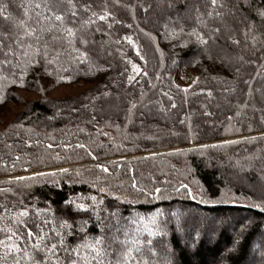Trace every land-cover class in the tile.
<instances>
[{"label":"trees","instance_id":"16d2710c","mask_svg":"<svg viewBox=\"0 0 264 264\" xmlns=\"http://www.w3.org/2000/svg\"><path fill=\"white\" fill-rule=\"evenodd\" d=\"M169 2L175 7L169 8ZM20 3L0 0L14 19L23 18ZM81 3L99 10L98 0ZM121 3L129 7L112 6L109 0L121 23L108 28L97 21L82 33L90 43L76 47L89 53L85 62L62 55L45 64L37 57L39 64L25 68L21 63L15 74L11 68L0 70V190H11L0 194V204L7 200L11 208L23 199L49 208L58 219L75 221V227L87 221L84 230L90 237L99 234L97 216L104 222L112 212L129 221L143 217L132 228L147 223L156 233H137L142 249L152 241L148 247L156 255L144 252L149 264H264V239L259 240L264 236V138L249 142L264 137V49L253 55L251 43L248 50L232 45L223 29L208 39L219 24L207 17H202L207 27L197 24L195 6L203 13L205 0ZM226 3L233 8L237 0ZM257 9L264 10V0H248L247 5L240 0L236 17L243 23L225 17L237 38L242 39L239 29L248 20L264 37ZM87 15L81 12L70 26L78 27ZM181 26L183 33L171 35ZM193 28L208 39L207 45L187 35ZM132 64L141 69L139 74ZM184 68L197 75L187 91L174 78ZM129 76L134 77L131 84ZM244 81H251L250 97ZM130 102L137 104L131 113ZM68 200L89 210L76 211L66 205ZM206 215L221 223L218 229L206 222ZM234 215L239 218L231 228L227 219ZM210 234L214 243L208 241Z\"/></svg>","mask_w":264,"mask_h":264},{"label":"snow or ice","instance_id":"6c2138e0","mask_svg":"<svg viewBox=\"0 0 264 264\" xmlns=\"http://www.w3.org/2000/svg\"><path fill=\"white\" fill-rule=\"evenodd\" d=\"M160 2L163 3L164 0H160ZM239 2L240 0H237L236 5L229 8L226 0H205L206 10L203 13L199 6H195L196 22L207 27L206 20L202 17L215 20L219 26L211 29L208 39L218 36L223 29L228 33L227 40L229 43L235 46L243 45L245 50L249 49L251 43L252 54L255 55L256 51L264 49V37L259 33L256 23L245 17L244 19L248 20V23L239 29L242 37L240 39L236 36L237 30L225 20L226 16H230L235 18L238 24L243 23L236 17ZM244 2L247 5L248 0H244ZM175 3L184 4L185 0H175ZM111 5L129 7L122 4L121 0H111ZM18 7L23 9V18L14 19L7 11L8 5L0 4V20L3 21L0 24V70L11 68L13 74L21 63H24L25 68L39 64L37 57L43 59L45 64L54 63L62 55H67L71 61L83 63L88 59L89 53L81 50L80 47H76V44L87 48L90 41L82 33L95 25L97 21L105 22L108 28H111L113 23H121L115 19L114 14L110 11L109 0H98V11L94 10L92 3H81V0H27L26 3L21 0ZM168 7L173 8L175 4L169 2ZM144 11H147V8ZM81 12L88 14L87 18L82 19L78 27L70 26V23L71 25L76 24ZM256 13L261 20H264V10L257 9ZM109 18H111V23L108 22ZM176 23H180L179 16L176 17ZM261 26L264 27V25ZM96 31H100V28L97 27ZM140 31L144 35L150 36V33L144 32L143 29ZM179 33H183V26L178 30L174 28L171 35H178ZM187 35H194L201 45L208 43V39L199 34L195 28ZM258 37L261 38L258 40ZM125 39L135 47L131 37H125ZM152 39L155 38L152 37ZM257 43L260 44V48L256 47ZM55 45H66V47L59 48ZM50 53L54 54L51 59H48ZM137 55L140 56L141 60L144 59L139 51H137ZM21 57L24 58L23 61H21ZM238 59L243 60V57H238ZM260 59L264 60V55ZM129 63L131 62L129 61ZM246 63H255V61H246ZM132 70L137 74L141 72L136 64H132ZM255 78L252 77L253 80ZM60 79H65V77H60ZM133 80L134 77H128L129 84ZM12 82L15 83V81ZM244 83L248 85L247 95L250 97L252 94L251 81H244ZM224 91L228 92L229 90L225 89ZM104 95L107 96L108 93H104ZM164 95L168 96L167 93ZM207 95L212 98L211 91H208ZM168 99L171 100V97L168 96ZM227 102L225 100V103ZM246 106V103L243 106L238 105V107ZM136 107L137 104L130 102L129 113ZM172 107L174 108L175 104H172ZM163 110V108L160 109V111ZM253 110L260 111L255 108ZM205 115H211V113L205 112ZM236 115L239 116L241 113L238 111ZM227 118L232 119L231 116ZM260 119L264 123V115ZM259 138L264 137H251L249 142ZM239 142L225 141L229 144ZM76 147L84 148L85 146L78 144ZM97 167L104 172L108 171L103 165L98 164ZM61 171L67 172L68 170L61 169ZM39 175H44V173ZM18 179L23 180L25 178L20 177ZM10 191V189H2L0 194ZM155 191L159 192L160 189H155ZM91 199L95 200L96 198L92 197ZM65 203L74 206L76 211L89 210L86 205L73 200L65 201ZM109 216L108 222L101 221L100 217L97 216L99 234L90 237L84 230L87 221H82L78 227H75V221L69 222L67 219H58L50 214L49 208L41 209L31 204H25L23 199H18L10 208L7 200H5V203L0 204V224L3 225L0 226V236H2L0 238V264H131L132 261H136V264H149V261L144 259V252L147 251L152 256L156 255L152 248L148 247L152 241L147 240L145 248L142 249L137 233L144 231L149 236H154L156 233L148 227L147 223L142 229L137 227L133 230L132 228V225L138 224L144 218L140 217L139 221H129L127 217H122L116 212L110 213ZM134 252L138 255L134 256Z\"/></svg>","mask_w":264,"mask_h":264},{"label":"rangeland","instance_id":"374dc122","mask_svg":"<svg viewBox=\"0 0 264 264\" xmlns=\"http://www.w3.org/2000/svg\"><path fill=\"white\" fill-rule=\"evenodd\" d=\"M174 78H175V82L180 86V87H182V88H184V89H187V88H189V87H191L195 82H196V80H197V75H196V72L195 71H193V70H191V69H189V68H184V69H182V70H180L175 76H174ZM197 214H199L200 216L201 215H204L203 213H197ZM205 219H206V222H213V223H215L216 225H214V227L216 228V229H218V227H219V225L221 224L217 219H214L213 217H211L212 218V220H211V218L209 217V216H205L204 217ZM239 217H237V216H235L234 215V218H228L227 219V223H228V225H229V227H231V228H233L234 226H235V224H236V221H237V219H238ZM208 238V241L210 242V243H214V235L213 234H210V236H208L207 237ZM260 239L259 240H261V238H263L264 239V236L263 235H261L260 237H259ZM213 239V240H212ZM264 241V240H263ZM256 256L257 257H260L261 256V253L258 251L257 252V254H256Z\"/></svg>","mask_w":264,"mask_h":264}]
</instances>
